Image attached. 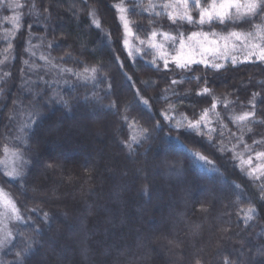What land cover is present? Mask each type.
Masks as SVG:
<instances>
[{
    "label": "trees",
    "instance_id": "1",
    "mask_svg": "<svg viewBox=\"0 0 264 264\" xmlns=\"http://www.w3.org/2000/svg\"><path fill=\"white\" fill-rule=\"evenodd\" d=\"M112 1L33 2L37 18L29 14L42 23L32 28L48 44L47 53L74 73L93 67L97 73L92 82L50 86L37 100L43 105L25 134L22 152L30 163L23 186L19 181L6 185L29 219L19 224L4 264H264L263 207L229 149L241 134L247 144L253 134L264 136V62L177 71L171 63L165 69L159 59L152 64L151 49L129 57ZM149 2L133 3L130 13L139 40L154 29L173 35L179 29L186 36L200 27L156 16L166 0H151L154 11L146 10ZM212 27L219 32L231 26ZM248 29L246 23L237 25V30ZM12 53L20 64L14 46ZM205 80L212 95H197ZM253 93L259 94L256 122L243 128L229 115L252 110ZM52 95L55 100L48 101ZM213 95L231 103L218 102L212 110ZM205 109L207 127L214 132L202 126L198 134L186 122L176 127L184 116L199 119ZM140 129L148 130L146 138L129 149L125 142ZM5 134L2 126L0 138ZM189 152L205 155L212 164H194ZM212 166L216 172L208 170ZM249 205L256 211L245 221L241 209Z\"/></svg>",
    "mask_w": 264,
    "mask_h": 264
},
{
    "label": "snow or ice",
    "instance_id": "2",
    "mask_svg": "<svg viewBox=\"0 0 264 264\" xmlns=\"http://www.w3.org/2000/svg\"><path fill=\"white\" fill-rule=\"evenodd\" d=\"M6 6L12 9L21 7L20 4L14 2L8 3ZM115 7L117 8L119 20L126 33L124 44L127 46V35L130 32L128 9L124 7L123 3ZM156 7L157 5L151 3L150 0L146 10L154 11ZM158 7L162 11H155L156 16L166 15L173 24L180 22L200 27L196 31H191L187 36H185L184 32L179 31V29L176 30L175 35L171 31L152 30L146 40L140 41L141 44L146 45L147 49L152 50V64H156L157 59H159L163 62L165 69L171 63L183 71H191L193 64H202L205 67H212L219 70L224 65L222 63H216L215 60L221 58H230L233 65L246 62H264V0H166V2L158 5ZM193 11L197 13L196 17H193ZM91 15L93 16V23L99 27V21L94 18L95 12H92ZM11 20L15 25L19 17L13 16ZM241 23L250 25V29L237 30V25ZM214 24L230 25L231 27L230 29L217 32L213 30L212 26ZM204 25L209 26L207 31L204 30ZM158 37L161 39H157ZM137 51L141 50L137 49ZM233 52L241 53L242 59L236 55H231ZM129 54L131 55V52ZM208 55H212V62L207 59ZM61 71L73 73L72 69H61ZM96 73L97 69L93 67L85 68L82 73L73 74L78 79L87 83L89 79H96ZM191 79L196 81L200 80L197 76H193ZM172 83H183V79L180 81L173 80ZM203 83L204 86L199 89L197 95H212L211 90L207 87V81L205 80ZM258 95V93H253L252 99L249 101L252 110L244 111L239 115L231 117V119L238 124H245V122L249 121L255 123L256 121L253 118L256 116L255 108L257 106ZM218 102H220L218 98L213 95L212 110L216 109ZM144 103L147 104V101H144ZM223 103L227 107L231 102L225 99ZM109 107H115V105L113 104ZM173 107V105H169V109ZM216 115L219 116V113H216ZM208 116V109L202 111L199 119L189 120L184 116L183 119L176 122V127L180 128L186 122L189 129L199 134L201 133L202 126L207 127ZM170 118L165 115V119ZM124 119L127 121L128 118L124 117ZM157 126L159 127V125ZM129 127L134 128L135 125L130 124ZM147 131V129H140L138 133L132 131L129 140L125 142L126 146L131 149L132 144L139 143L140 138H146L145 133ZM208 131L211 133L215 129L210 128ZM209 139L211 140V136H209ZM2 151L4 153V159H0V172L7 176L9 181H19L21 186H23L26 167L30 161L25 159L19 147L10 148L5 145ZM189 156L192 158L194 164H199L201 167L207 168L212 164L205 155L199 152H189ZM256 156L258 159L264 157V152H257ZM248 163L251 164V158H249ZM208 170L212 172L217 171L214 166ZM253 171H256V169H253ZM249 175H252V172H249ZM235 187L238 188L239 186L237 185ZM0 207L3 209L0 211V225H2L0 227V233H2V236H0V247H5L12 242L13 238V232L8 229V222L16 221L26 223L29 218L21 214L15 201L5 192L3 187H0ZM31 211L37 212L38 210L33 208ZM241 211L244 213V220L249 221L253 219L256 209L254 206L249 205L246 210L241 209ZM43 221H49V214L47 212L43 213ZM35 230L37 232L40 231L39 228Z\"/></svg>",
    "mask_w": 264,
    "mask_h": 264
},
{
    "label": "rangeland",
    "instance_id": "3",
    "mask_svg": "<svg viewBox=\"0 0 264 264\" xmlns=\"http://www.w3.org/2000/svg\"><path fill=\"white\" fill-rule=\"evenodd\" d=\"M137 1L139 2L141 0H113L110 2L111 7L115 11L116 19L120 27L122 48L129 57L139 56L141 52L146 49V45L141 44V40L135 37L130 21V13L133 11L134 6L133 3ZM13 2L20 4L21 7L12 9L6 6L8 3ZM33 2L34 0H0V44H3L2 49L0 48V118L2 117V114L5 113V110L1 111L2 108L5 106L8 108L4 119L0 121V129L2 126H5V135L7 136H1L0 138V159H4L2 149L5 145L10 148L19 147L20 151H23L26 132L32 127L36 119L41 116L40 105L43 104H38L37 100L40 96L41 98L43 97L42 93L44 90L50 88V86L54 88H67L70 87L73 81L84 82L83 80L78 79V77L73 74L74 72L69 73L61 71V69L69 68L62 65L50 54H48V44H45L42 38L36 37L37 35L33 28L38 29L40 24L38 25L37 23L39 21L35 20L34 22L33 20L34 18H37ZM121 3H123L124 7L128 9V19L130 21V32L127 35V46L124 44L126 33L119 20L117 8L115 7ZM30 11L33 12L35 17L29 14ZM13 16L19 17V20L15 25L11 20ZM39 23L42 22L40 21ZM157 39L161 38L158 37ZM13 46L17 52V58H20V64L16 59H14V53H12ZM137 49H140L141 51H137ZM130 52L131 55L129 54ZM231 55H236L238 58L242 59V54L239 52H233ZM207 59L212 62V55H208ZM25 61H27V63H25ZM215 62L222 63L224 66L227 63L233 65L230 58L217 59ZM174 69L177 71L181 70L175 66ZM88 81L92 82L93 80L89 79ZM54 98H56V96L53 97L52 95L48 101L52 99L55 100ZM11 101L13 103L9 110ZM223 101L224 100L220 101V103L223 107H225ZM239 114L229 116L233 117ZM92 120L94 121L93 118ZM231 121L244 128V126H242L243 124H238L232 119ZM206 128L208 129V127ZM21 129H23V131H21ZM239 136V141L234 146L229 147L232 152L231 161L242 175L243 181L246 184H251L255 189V200H257V203L259 201L261 203V205L259 203L255 204V206L259 207L260 205L263 207L261 215L264 218V190H262L264 189V157L258 159L256 156L257 152H264V136L262 137L253 134V141L251 144L244 142V134ZM238 144H242L243 147H239ZM249 158H251V164L248 163ZM253 169H256V171H253ZM249 172H252V175H249ZM30 181L32 183V179H30ZM15 182L18 181H9V178L0 172V187H3L5 192L12 197L21 212L18 202L13 198L6 187L8 183ZM34 186H36V184H34ZM2 210V207H0V211ZM19 224L20 222L16 221L8 222V229L13 232L12 242L16 236ZM0 227H2V225H0ZM0 236H2V233H0ZM12 242L5 247H0V264H4L3 254L10 247Z\"/></svg>",
    "mask_w": 264,
    "mask_h": 264
}]
</instances>
